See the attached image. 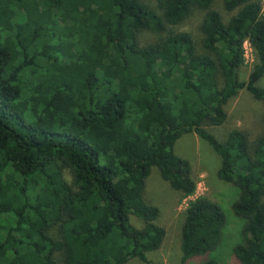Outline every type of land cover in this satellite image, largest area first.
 Here are the masks:
<instances>
[{"label":"trees","instance_id":"1","mask_svg":"<svg viewBox=\"0 0 264 264\" xmlns=\"http://www.w3.org/2000/svg\"><path fill=\"white\" fill-rule=\"evenodd\" d=\"M0 0V264L146 263L165 230L143 198L150 167L181 196L194 193L189 163L173 153L192 132L219 156L217 177L236 187L243 218L232 253L264 264V134L238 128L216 140L224 104L244 88L264 106V4L220 0ZM203 11L198 45L173 27ZM155 35L140 43V31ZM253 61L245 80L243 42ZM264 122V113H263ZM133 215L143 225L128 222ZM220 206L188 200L180 262L219 239ZM201 264H217L205 257Z\"/></svg>","mask_w":264,"mask_h":264},{"label":"rangeland","instance_id":"2","mask_svg":"<svg viewBox=\"0 0 264 264\" xmlns=\"http://www.w3.org/2000/svg\"><path fill=\"white\" fill-rule=\"evenodd\" d=\"M141 1L149 7L155 8L156 0ZM211 8L219 12L223 21H226L235 12L225 11L220 0H213ZM202 14V10L193 9L173 29L187 32L198 45L200 39L198 24ZM155 37L151 32L142 30L138 35V40L140 43H147L152 42ZM252 61L253 52L248 43H245L244 64L237 72L239 80L246 79ZM255 85L264 88V73L255 82ZM223 107L226 117L221 124L203 125L216 140H223L227 132L234 128L244 131L250 144L257 136L264 134L262 118L264 106L261 101L252 98L244 88L229 98ZM172 149L176 156L189 163L191 174L196 181L194 193L190 196H181L178 191L172 189L160 177L156 167H150L144 181L143 198L145 202L158 208L159 214L155 223L164 228L165 234L159 248L146 252V263L136 258H130L123 264H201L205 257L215 260L217 264H239L232 253V248L241 241L243 218L236 216L231 209V203L237 198L236 187L217 177V170L220 165L219 156L204 140L192 132L181 134L175 140ZM199 195L208 197L220 206L225 217V223L221 229L220 239L212 251L206 256H194L181 263L179 239L184 209L188 200ZM128 222L135 228H140L143 225L142 220L133 215L128 216Z\"/></svg>","mask_w":264,"mask_h":264},{"label":"built area","instance_id":"3","mask_svg":"<svg viewBox=\"0 0 264 264\" xmlns=\"http://www.w3.org/2000/svg\"><path fill=\"white\" fill-rule=\"evenodd\" d=\"M260 1H261V3H262V6H263V4H264V0H260ZM245 43H247V42L244 41V42H243V45H242V47H243V55H244V44H245ZM248 45H249V44H248Z\"/></svg>","mask_w":264,"mask_h":264}]
</instances>
